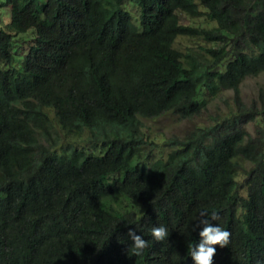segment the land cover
Returning a JSON list of instances; mask_svg holds the SVG:
<instances>
[{
	"label": "trees",
	"instance_id": "1",
	"mask_svg": "<svg viewBox=\"0 0 264 264\" xmlns=\"http://www.w3.org/2000/svg\"><path fill=\"white\" fill-rule=\"evenodd\" d=\"M262 71L264 0H0V264H194L202 217L231 233L213 264H264V92L239 90ZM223 89L227 112L146 160L142 118L196 116Z\"/></svg>",
	"mask_w": 264,
	"mask_h": 264
},
{
	"label": "rangeland",
	"instance_id": "2",
	"mask_svg": "<svg viewBox=\"0 0 264 264\" xmlns=\"http://www.w3.org/2000/svg\"><path fill=\"white\" fill-rule=\"evenodd\" d=\"M131 14L134 17L137 15L138 10L136 7H130ZM179 19L184 24L190 25H198L201 19L190 17L188 14L178 11ZM5 19V13H3V20ZM32 30V29H31ZM28 33L20 34L15 37L17 41L22 44L20 45V51L22 52L18 58H16L13 62V65L17 67H21L23 55L26 53L27 46L32 43L33 36ZM174 45L179 48L181 51H193L200 52L202 46L209 45V43H204L201 39L196 38H188V37H178L174 43ZM240 95L246 104H250L253 99L257 98L259 90H263L264 92V71L256 74L246 76L239 83ZM232 90L231 89H223L215 96H206L207 104L206 108L198 115L179 119L170 111H166L161 113L160 115L152 118H142L143 122V131L147 136L148 140L154 141V144L148 145L143 153L146 155V160L150 161L154 156L156 157L159 153H165L167 151L166 148L162 147L163 140L171 135L183 136L186 134L194 125L196 124H206L209 121L210 116L215 115V113H224L228 111L232 107ZM245 128L251 134L254 131V124L249 122L245 125ZM86 134H82L80 138L77 139H69L68 142H71L73 145L78 144L77 147L84 146V149L87 152H97L98 148L92 147L88 145V141L86 140ZM63 144L62 146H64ZM60 146V145H58ZM60 148H63V147ZM58 148V149H60ZM162 150V151H160ZM144 157L141 156V161ZM239 179H242V176H239Z\"/></svg>",
	"mask_w": 264,
	"mask_h": 264
},
{
	"label": "clouds",
	"instance_id": "3",
	"mask_svg": "<svg viewBox=\"0 0 264 264\" xmlns=\"http://www.w3.org/2000/svg\"><path fill=\"white\" fill-rule=\"evenodd\" d=\"M17 67H19L18 62ZM216 218L214 214L212 220ZM199 225H203V229L199 232L201 239L198 245L192 247L190 256L194 264H213V258L216 255L215 246L219 245L221 248L227 246L231 233L219 225L212 226L210 220L206 217H202L199 220ZM127 235L133 242L131 248L133 255H142L144 249L148 247V242L141 235H138L136 230L129 229ZM151 235L155 241L159 242L167 238L169 233L167 228L161 225L159 227H153Z\"/></svg>",
	"mask_w": 264,
	"mask_h": 264
},
{
	"label": "bare ground",
	"instance_id": "4",
	"mask_svg": "<svg viewBox=\"0 0 264 264\" xmlns=\"http://www.w3.org/2000/svg\"><path fill=\"white\" fill-rule=\"evenodd\" d=\"M17 96V95H16Z\"/></svg>",
	"mask_w": 264,
	"mask_h": 264
}]
</instances>
